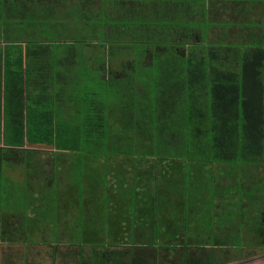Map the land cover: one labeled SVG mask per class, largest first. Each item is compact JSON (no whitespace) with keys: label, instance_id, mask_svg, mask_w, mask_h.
<instances>
[{"label":"crops","instance_id":"1","mask_svg":"<svg viewBox=\"0 0 264 264\" xmlns=\"http://www.w3.org/2000/svg\"><path fill=\"white\" fill-rule=\"evenodd\" d=\"M159 61L170 68H155ZM191 61L198 62L201 76H237L240 91L264 92V0H0V123L104 120L101 112L111 109L112 77L139 78L156 69L157 74L184 78L190 75ZM253 77L262 84L254 86ZM136 80L118 86L128 112L118 119L141 120L138 104L144 86ZM200 85L202 92L209 91L207 83ZM0 137V195L14 204V183L22 190L17 197L37 205L41 199L45 205L39 225L25 224L22 216L6 210L3 223L0 215V246L12 253L7 259L0 256V264H64L67 256L76 257L78 264H147L150 253L214 252L215 245L264 252V165L215 163L206 150L195 162L182 151L175 159L166 154L161 162L142 161L153 171L167 165L148 180L143 166L135 169L127 158L109 159L119 169H110V178L104 179L94 176L104 165L100 152L87 150L85 157L98 158L90 162L81 159L80 150L26 148L27 136L23 146H8L2 133ZM14 168L20 169V181L12 180ZM187 169L197 179L188 184L186 196L181 178ZM159 203L164 208L157 211ZM53 205L58 236L76 235L78 217L72 209L83 205L88 235L105 248L38 243L43 250L31 255L25 248L30 245L14 237L26 231L52 232L47 220ZM183 238L187 245L178 246ZM82 247L88 248L84 257ZM15 253L21 259L15 260Z\"/></svg>","mask_w":264,"mask_h":264},{"label":"trees","instance_id":"2","mask_svg":"<svg viewBox=\"0 0 264 264\" xmlns=\"http://www.w3.org/2000/svg\"><path fill=\"white\" fill-rule=\"evenodd\" d=\"M169 65L172 63L169 62ZM154 67L170 68L165 61L156 62ZM176 67V64L173 65V68ZM187 67L190 69V75L184 78L158 73L139 78H126V82L121 81V85L123 83L132 85L137 79L136 81L143 84V91L149 83L159 88V93L163 97H159L156 106L159 108L158 120L163 125L162 131H166L167 128L170 130L172 127L176 133L178 132L176 138L184 135L182 139L187 143V146H184L188 149L181 148L186 151L187 159L198 162L201 159V152L206 150L207 158L215 163L232 165L239 162L263 166L264 92L257 89L240 91L237 76L217 77L213 74L209 78L201 76L197 61H191ZM202 82L209 86L207 93L201 91ZM251 83L254 86L262 84L256 77L251 78ZM183 86L186 88L184 93ZM2 122L0 135L3 134V143L8 146H23L24 137L27 136L30 143L50 145L56 149L80 150L90 148L98 141L103 143L105 138V120H87V123L79 120V123L72 124H67V120H2ZM131 125H134L133 120ZM2 150L0 147V152ZM172 151L173 149L167 153L174 158L177 154ZM166 159L168 158L162 154L158 161ZM195 174V171L187 169L183 180L181 178L184 190L187 191L186 196L189 195L188 184L197 179ZM184 190L182 198L185 196ZM187 240L188 238L177 240L180 242L178 246L187 245Z\"/></svg>","mask_w":264,"mask_h":264},{"label":"rangeland","instance_id":"3","mask_svg":"<svg viewBox=\"0 0 264 264\" xmlns=\"http://www.w3.org/2000/svg\"><path fill=\"white\" fill-rule=\"evenodd\" d=\"M156 74H157V70L155 69V75ZM125 80L124 79L118 80L114 77L111 78L110 82L112 84L111 86L112 93L110 94V103H109L111 109L109 110L107 106V108L103 110V112H101L102 117L105 120L104 141L103 143H100L98 141L97 144L95 143L90 148L86 147L85 149H80V152H82L81 159H87L90 162H93L94 159H98L97 157L96 158H89V156L85 157L84 155L89 152V151L86 152L87 150H93L92 152L94 153H99V152L102 153L104 156L101 157V159L104 161V165L101 168L102 169L101 172L94 173V176H99L100 174L104 176V179H109L110 169H112V171L119 169L118 167L114 165H112L111 167V164H113L112 163L113 161L111 162V164H109V159L117 160L120 158H127L131 161L135 169L136 168L140 169L143 166L141 169L142 174H144L143 178L148 180L149 175L154 174L155 171L157 173H161V170L167 169V165H163L164 168L158 165L156 170L153 171V170H150V167L147 164H142V161L143 163H144V160L155 163L158 161V158L160 155L162 154L166 155L168 154L167 152H169L172 149L175 152L174 154H177V153L181 154V152L184 150L182 148L188 149V147H186L187 143L184 142V140L182 139V136L184 137V135L176 138V134L178 132L176 133L172 127L170 128V130L167 128L166 131H162L163 125H161L160 123L161 121L158 120L159 108L156 105L160 99L159 97H163V96H161V94L159 93V88H157L156 86L154 87L150 83L147 85L148 87L144 89V93L143 94L141 93L139 95L140 99H139L138 106H141L142 110L144 108L143 110L144 112L143 111L141 112V109H140L141 120H133L134 125H131L132 120H121V118L119 119L116 118V117L122 116V114L124 113H127V117H128V112L125 109L126 99H121V94H120V92H122L123 89L121 87H118V86H121V81H125ZM123 84L127 85V83H123ZM125 90H127V88H125ZM127 102L128 103L130 102V95L129 96L127 95ZM147 119H150V120H147ZM182 120H186V119L182 118ZM82 121L84 123H87V120H82ZM75 122L79 123V120H71V121L67 120V124H72ZM172 123L174 124V120H172ZM124 124H126L125 128H124ZM168 142L170 144H168ZM24 147L26 148H40L41 147L44 149L50 148L48 145L42 146L40 144H37L36 142L34 143L25 142ZM25 169L26 168L21 169V170L25 171ZM83 169L84 168H78V165H77V170H79L81 173ZM19 170H20L19 168H14V170L11 172L12 180L20 181ZM151 171L153 172L151 173ZM129 172L130 170H128L126 173L128 174ZM113 178L114 177H112V179ZM11 187L13 188L15 187L14 189H12V192L14 193L16 197L14 200H12L13 202H15L14 204L12 203L8 204L9 201L5 198H2L3 196L0 195V211H2L0 215H1L2 222L4 223L6 221V217L2 216L6 210V211L14 213L16 216L17 214L19 216H22L23 217L22 221H24L25 224L28 222H34L36 223V225H39L40 222L43 220V215H44L43 208H45V205H42L41 203L42 200L39 199L40 200L39 205L34 204V203L31 204L28 201H26V199L17 197L19 196L18 194L22 191L19 185L12 183ZM79 191H80L79 194L81 193V195L83 196L84 189L80 188ZM51 192L52 190L49 189V193ZM161 199H163L162 193H161ZM169 204H170V207L172 208L175 205L172 202ZM55 207L56 206L54 205L51 206L53 213L49 214V220H47V223L52 225V232L44 231V234H42V232L40 231H33V232L26 231L25 235H22V236L16 235V237H14L15 239L21 242H25L26 244L28 243V245H30L28 248L25 246H21V247H25L28 251H30L31 255H34V252H32V250L33 251L43 250V247H42L43 245L39 244L40 246H38V243H43L44 245H50V246L52 245L59 246V247H62V245L63 246L75 245V246H89V247L93 246L99 249L105 248L106 244H104L103 241L98 240L99 238L97 237H92L88 235L89 232L84 226L86 223V218L84 217V215H86L87 212L85 211V207L83 205L77 206V209L75 208L72 209V213L75 212V214L78 217L76 224L77 226L78 225L79 226H78L77 231L74 232L76 233V235L71 233L73 236H68V238L58 236L57 235L58 232L55 231L57 230L55 217H54L55 209H56ZM163 208L164 206H161L159 203L157 211L158 210L160 211ZM51 209H50V212L52 211ZM97 209H99V206L97 207ZM94 210L96 209H94V207L92 206L91 211H94ZM102 217L104 218V220H106V216H102ZM76 224L74 223V225ZM169 224L173 225L172 222H164V226L166 227L169 226ZM54 225L56 226V228L54 227ZM69 232H72V230H69ZM1 234H2V231H0V235ZM161 237L163 241L166 240L163 233ZM228 240L229 238L227 237V235H226V238L223 237L224 242ZM31 244H36L37 246H33ZM156 244L158 246V242ZM169 245H165V243H162L159 246H163L164 248H167V247L169 248ZM212 249H213L212 251L214 252H202V249H199L201 250L199 252L196 250L192 251L190 249L187 251L181 250L178 252L169 253L166 250H162L156 254L150 253L146 255L144 262H147V264H180V260L184 259L185 260L184 264H264V252H261V250H258L259 248L257 247H255V249L254 248L246 249V247H244L243 252L242 251L235 252V251H232L230 248H227V247L220 248V247H216V245ZM5 250L6 249H4L3 246H0V256H2L3 259H7L6 256L12 255V253L8 254L7 253L8 251L5 252ZM81 253H82V257L86 256L88 253V248L82 247ZM47 256L48 254L45 253V257L43 259H46ZM14 259L15 260L21 259L20 253H15ZM63 262H65L64 264H78V259L76 257L72 258V256L71 257L67 256L66 259L63 260ZM103 262H104L103 260L98 261L97 264H103ZM80 263L81 261L79 262V264Z\"/></svg>","mask_w":264,"mask_h":264}]
</instances>
